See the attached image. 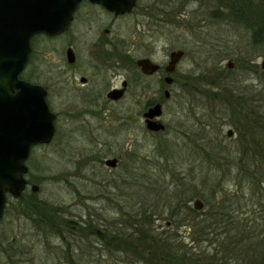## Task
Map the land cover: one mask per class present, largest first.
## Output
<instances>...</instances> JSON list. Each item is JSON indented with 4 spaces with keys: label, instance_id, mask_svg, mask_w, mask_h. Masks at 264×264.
Returning a JSON list of instances; mask_svg holds the SVG:
<instances>
[{
    "label": "rangeland",
    "instance_id": "rangeland-1",
    "mask_svg": "<svg viewBox=\"0 0 264 264\" xmlns=\"http://www.w3.org/2000/svg\"><path fill=\"white\" fill-rule=\"evenodd\" d=\"M139 1V6L153 1L163 6L168 3L173 13L168 17L170 25L164 28L165 36L157 45V58L165 56L164 48L185 51L174 72L170 98L162 104L159 121L165 130L150 133L141 116L142 105L157 95L138 97V106L125 99L119 109L106 108L97 116L91 113L66 116L63 112L57 119L52 140L33 147L26 162L25 177L28 184L38 186L36 193L28 186L22 201L7 200L0 221V264H148L136 255L132 259L125 252H117L113 244L104 245L93 233L84 232V227L92 225L103 237L114 232L124 236L134 232L135 226L127 221L135 217L150 222L155 238L164 232L167 243L180 245L181 251L197 255L201 252L198 260L212 261V253H217L223 234H209L207 241L197 244L192 241L190 231L194 229L191 222L203 217L190 216L189 212L197 198L193 191L203 192L205 185L202 178L208 166L201 159L205 152H210L203 143L214 141L220 149L226 146L232 155L250 146L238 141L225 105L228 94L213 99L208 93L219 90L207 82L211 76L226 78L222 81L216 78L213 83L225 85L227 91L233 89L234 94L256 99L257 109L264 113V67L260 66L264 61V41L252 44L248 29L232 20L216 0ZM173 21L183 25L177 26ZM122 28L128 29L123 23ZM228 61L233 64L230 70L225 67ZM49 90L51 95L52 88ZM52 109L59 107L54 105L53 112ZM227 129L232 130L231 137L226 136ZM165 144L175 153L168 160V170L165 158L160 155ZM113 156L121 160L116 168L109 169L103 160ZM209 167L212 168L209 175L220 181L222 191L215 194L218 200L224 195L228 200L237 199L240 205L227 219L247 218L250 221L245 227L255 234L249 238L245 253L240 252L231 247V241L238 236H231L236 224L228 225L227 264H252L249 255L253 247L264 249V203L259 201L264 175L254 178L249 170L238 173L231 166L221 176L213 166ZM256 169L254 174L264 173L263 167ZM182 198H186L185 205L184 201L177 202ZM32 203L44 207L45 213L62 214L75 223L74 228L63 229L60 234L51 231L27 207ZM207 208L204 206L200 211ZM230 210L233 209L228 206L227 211ZM142 211L145 213L140 216ZM81 226L82 231L77 229ZM158 242L163 244L165 240Z\"/></svg>",
    "mask_w": 264,
    "mask_h": 264
},
{
    "label": "flooded vegetation",
    "instance_id": "flooded-vegetation-1",
    "mask_svg": "<svg viewBox=\"0 0 264 264\" xmlns=\"http://www.w3.org/2000/svg\"><path fill=\"white\" fill-rule=\"evenodd\" d=\"M133 2L130 11L118 13L101 3L80 0L75 4L62 33H39L31 37V52L18 77L43 87L49 110L54 105L59 107L58 110L52 109L55 111L54 135L57 119L63 112H66V116L79 117L89 113L97 116L106 108L119 109L125 99L131 105L138 106V97L157 95L142 105L143 113L156 103L162 107L163 102L170 98V87L175 82L174 72L185 51L164 48L167 55L160 60L157 58V45L165 36L164 28L170 25L168 17L173 16V13H170L168 3L163 6L161 2L153 1L139 6V0ZM128 20L130 22L126 23ZM122 23L129 31L122 28ZM176 23L177 26L183 25L179 21ZM177 50L183 51V55L175 63L172 72H167L169 55L171 51ZM139 59H148L157 65L156 70L144 73L136 64ZM166 77H171L172 81L166 83ZM153 80H156L155 83ZM166 91L168 97H165ZM49 95L52 97L50 103L47 100ZM111 159L116 160L115 167L110 168L114 169L121 158L113 156ZM114 233L117 236L114 250L124 253L126 250L120 242L122 235ZM157 236L155 248L159 250L161 243L158 241L164 239V232ZM147 254L150 252L147 251Z\"/></svg>",
    "mask_w": 264,
    "mask_h": 264
},
{
    "label": "trees",
    "instance_id": "trees-1",
    "mask_svg": "<svg viewBox=\"0 0 264 264\" xmlns=\"http://www.w3.org/2000/svg\"><path fill=\"white\" fill-rule=\"evenodd\" d=\"M218 6L225 9L227 11V15L232 18L235 22H241L246 29L250 32V40L251 43L257 45L264 41V0H216ZM225 80L226 78L221 76H211L207 85L215 86L217 91L214 93H208L213 99H219L223 94L229 97L226 99L225 105L229 112V118L232 120V125L235 129V132L238 134V141L242 145L247 143V146L250 147L248 150L242 149L237 152V155H232L230 151H228L227 147L220 149L215 145V142L203 143L207 147H209V152H205L203 149L204 155L202 156V161L206 166H213L217 171L223 175L225 169L230 170V167L233 166L236 169V172L242 173L243 171L249 170L250 173L254 175V178L257 175L263 174H254L256 171V167L260 166L264 168V113L257 109V100L254 98L245 97L240 93L233 92V89L227 88L225 85L215 84L214 80ZM230 83V81H229ZM225 98V97H224ZM214 137L217 139V134ZM210 140H207L208 142ZM220 143V139L217 140ZM162 149L160 155L166 160V168L168 170L170 161L175 155L174 151L171 150L169 146L162 145ZM251 151V153H250ZM213 154V156H212ZM247 154H250L247 156ZM160 156V157H161ZM253 156L254 158H250ZM259 160L258 162H256ZM229 166V167H228ZM206 168L204 172V188L203 192L193 191L194 197L201 198L204 206H207L205 212H194L193 209H189L190 216H203L201 220H193L191 223L194 229H190L193 239L192 241L197 244L201 241H207L209 234L213 236L223 234L220 239L217 253H212V261L198 260L197 254H191L187 251H181L180 245L173 246L171 243H167V238L164 237L165 243L161 244L159 250L155 248L156 238L152 235L153 231L150 228V222L143 221V219L132 218L130 221V226H135L133 233H127L124 236H121L122 247L126 254H128L132 259L134 255L138 256L140 261H143L148 264H155L157 262L164 264H227L229 263V224L234 225L233 234L234 237L238 235L233 241H231L232 248L238 249L240 252L243 250L244 253L247 250L246 247L248 245V240L250 237H253L255 234L249 231L248 227H245L250 220L244 217L245 220H237V219H227L229 214H232L235 210L239 209L238 200L233 199L235 195H233L232 200H228L224 197V195H220L221 199L218 200L217 192L221 193V186L219 180H214L212 177L214 175H209L211 171V167ZM213 173V172H212ZM259 183V182H258ZM187 184H190L187 183ZM262 183H260L261 185ZM238 186V185H237ZM260 203H264V189L262 191ZM192 194V193H191ZM178 198L180 196V192L176 195ZM237 196V195H236ZM231 198V197H230ZM239 199V197L237 196ZM20 201L23 199V194L20 196ZM35 199H33L34 201ZM185 205L186 198H182L177 200L179 204ZM259 204V203H258ZM230 205H234L232 208ZM264 205V204H263ZM181 206V205H180ZM228 206L230 209L229 212ZM33 212V215L36 216L41 223L45 225H49L51 231L60 234L64 230H69L74 228L73 221H70L68 218L62 216V214L56 213H45L44 207L40 208L41 205L38 203H32L27 206ZM6 208V207H5ZM145 211L140 212V216H143ZM198 214V215H196ZM129 221V222H130ZM82 231V226L77 228ZM76 229V230H77ZM248 230V231H247ZM84 232L93 233L98 239L103 241L105 245L113 246L117 245V236L115 233L107 234L105 237L101 236V232L98 229L93 228L92 225H88L87 228L84 227ZM154 234V233H153ZM113 244V245H112ZM241 247H236V246ZM246 245V246H245ZM264 245V240L263 244ZM249 246V245H248ZM147 251L150 254H147ZM203 254V253H202ZM217 256V258H216ZM250 260L253 262L252 264H264V249H258L257 247H253L251 250ZM191 258H195L196 260H192Z\"/></svg>",
    "mask_w": 264,
    "mask_h": 264
},
{
    "label": "water",
    "instance_id": "water-1",
    "mask_svg": "<svg viewBox=\"0 0 264 264\" xmlns=\"http://www.w3.org/2000/svg\"><path fill=\"white\" fill-rule=\"evenodd\" d=\"M80 0H0V220L3 215L7 195L20 197L27 180V165L30 150L37 144H47L53 137L55 115L49 110L45 99V90L39 85L19 79L31 52L30 39L43 33L55 35L67 27L71 13ZM101 3L109 10L122 13L133 7V0H90ZM183 51H171L167 72L173 67ZM144 73L156 70L157 65L148 59H139L137 63ZM225 66L230 70L233 64ZM264 67V61L261 63ZM172 81L166 77L165 82ZM165 97L169 94L166 91ZM161 105L158 103L142 113L144 126L150 132L164 130L159 122ZM227 137L233 132L227 129ZM115 159H105L104 165L115 167ZM32 192L38 186L30 185ZM204 203L199 198L192 201V208L202 210Z\"/></svg>",
    "mask_w": 264,
    "mask_h": 264
}]
</instances>
